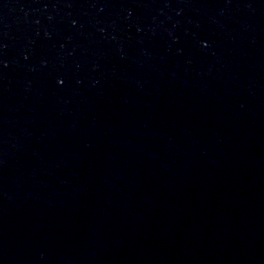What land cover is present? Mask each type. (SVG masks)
I'll return each instance as SVG.
<instances>
[{
	"label": "water",
	"instance_id": "obj_1",
	"mask_svg": "<svg viewBox=\"0 0 264 264\" xmlns=\"http://www.w3.org/2000/svg\"><path fill=\"white\" fill-rule=\"evenodd\" d=\"M0 264H264V0H0Z\"/></svg>",
	"mask_w": 264,
	"mask_h": 264
}]
</instances>
